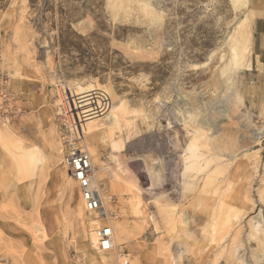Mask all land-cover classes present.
<instances>
[{
  "label": "rangeland",
  "instance_id": "374dc122",
  "mask_svg": "<svg viewBox=\"0 0 264 264\" xmlns=\"http://www.w3.org/2000/svg\"><path fill=\"white\" fill-rule=\"evenodd\" d=\"M239 5L0 0V127L13 128H0V264H264V0ZM105 98L101 113L116 119L95 141L103 206L81 202V214L51 136L63 145L69 104L81 116L78 105L94 113ZM106 224L116 235L105 253L91 230Z\"/></svg>",
  "mask_w": 264,
  "mask_h": 264
},
{
  "label": "built area",
  "instance_id": "2783aa9c",
  "mask_svg": "<svg viewBox=\"0 0 264 264\" xmlns=\"http://www.w3.org/2000/svg\"><path fill=\"white\" fill-rule=\"evenodd\" d=\"M97 99H100V97ZM108 104V99L102 100L99 110H102L101 112L105 111ZM73 108L69 104V110L66 111L61 123L63 141L62 162L68 175L77 185L86 212L99 213L102 210L103 201L95 180L92 156L83 143L85 134L82 122H80V116L78 115L79 111H75ZM113 236L114 233L111 226L108 224L103 225L97 231V250L105 253L112 251ZM105 241L108 244L107 247L104 246ZM121 264H129V262L124 260Z\"/></svg>",
  "mask_w": 264,
  "mask_h": 264
},
{
  "label": "bare ground",
  "instance_id": "6f19581e",
  "mask_svg": "<svg viewBox=\"0 0 264 264\" xmlns=\"http://www.w3.org/2000/svg\"><path fill=\"white\" fill-rule=\"evenodd\" d=\"M232 1V3L234 4V6L235 7H239L240 5H239V0H231ZM246 22V21H245ZM246 24H247V22H246ZM242 25H244V24H241L240 25V27L238 28V31L236 32V34H234L235 36H234V41H233V44H230L231 45V47H230V51H231V55H232V61H233V64H235V66H236V64H238L239 63V58H241L240 57V48H241V45H240V47H239V44H240V42L242 41V38H243V34H242ZM231 43V42H230ZM242 52V51H241ZM242 59V58H241ZM231 62V61H230ZM227 64V63H226ZM231 65H232V62L230 63ZM226 66H229V64H227ZM232 67V69H233V66H231ZM228 69H229V67H228ZM227 69V70H228ZM224 70H226V68L224 69ZM231 70V69H230ZM234 70V69H233ZM232 71V70H231ZM228 72H230L229 70H228ZM224 73H227V72H224ZM231 73V72H230ZM227 75H228V73H227ZM97 86V85H96ZM93 87V86H92ZM92 87H90L91 89H88L87 87H77V88H79L81 91H82V93H83V95H84V93H92V95H94V94H101V93H97V92H95V93H93V91H95L97 88H95V89H92ZM75 90V89H74ZM78 90V89H77ZM98 90V89H97ZM102 91H103V89H102ZM79 92V91H78ZM213 92V91H212ZM105 93V95H108L106 92H104ZM103 93V94H104ZM113 93V92H112ZM90 95H87V96H84V97H82L83 99L84 98H87V97H89ZM103 96V95H102ZM114 96V95H113ZM107 97V96H106ZM95 98H99V97H95ZM104 98V97H103ZM106 99V98H105ZM108 100H109V98H107ZM90 99H85L84 101H89ZM96 102H98V100H95ZM85 105H87V104H82V105H78V109L80 110V111H83V110H85V111H83V113H81V116L79 117V118H81V120H80V122H84L82 125H83V130H84V134H86V136H87V138H88V141H89V143H87L88 144V152L89 153H91L92 154V156H94L95 158H96V160L93 162V166H94V170H95V174H96V176L98 177V173L101 171V170H103L104 169V166H103V162H102V160H101V156H100V153H98L97 152V150H96V137H97V135H98V133H99V131L101 130L100 128L102 127V126H104L106 123V120L107 119H111L112 121H114L115 119H116V116H115V114H114V112H113V110L111 109L110 110V116H104V113H101V111L102 110H99V108L100 107H97V109H94V111H96V112H94V113H92V111L93 110H88L87 108V106H85ZM204 108V107H203ZM87 109V110H86ZM202 109V108H201ZM203 111V110H202ZM224 113V112H223ZM84 114V115H83ZM185 115V114H184ZM189 115V114H188ZM227 117V116H226ZM185 120V119H184ZM186 121V123L185 124H188L187 123V119L185 120ZM184 121V122H185ZM204 120H202V122H203ZM189 123H191V122H189ZM214 125V124H213ZM1 128V130H3V132H5V133H10V132H12V130H13V128H11V126H7V125H4V127H0ZM202 129V128H201ZM200 129V130H201ZM204 129V128H203ZM202 129V130H203ZM209 129V128H208ZM213 130V129H212ZM196 131V130H195ZM199 131V130H198ZM193 132H194V130H193ZM202 132V131H201ZM215 132H216V130H215ZM215 132H214V135H215ZM213 132H211V134H212ZM257 133V132H256ZM260 133V132H259ZM259 133L258 134H256V135H259ZM193 134V133H192ZM206 134V133H205ZM208 134V133H207ZM216 134L217 135H219L217 132H216ZM252 134H254V133H252ZM57 135H58V133H57ZM57 135H55L54 133H53V135L51 136V144H52V149H53V157L55 158V160H54V162H55V164H58V163H60V164H62L63 165V162H62V158H58V154H56L57 152L59 153V154H62V150L60 149V146H62L63 147V145H62V142H61V139H59L58 138V136ZM196 135H197V131H196ZM213 135V134H212ZM213 135V136H214ZM108 136H109V133H108ZM198 136V135H197ZM205 135H204V133L203 134H201L200 135V137L201 138H203ZM209 136V134L207 135V137ZM223 136V135H222ZM253 136V135H252ZM111 137V136H110ZM217 137H219V136H217ZM193 138V137H192ZM201 138H199V139H201ZM205 138V137H204ZM210 138V137H209ZM214 138H216V137H214ZM214 138H210L211 140H213ZM220 138V137H219ZM195 139V138H194ZM197 140H198V137L196 138ZM252 139H253V137H252ZM202 140V139H201ZM254 140V139H253ZM255 140H256V138H255ZM214 141V140H213ZM85 142V141H84ZM198 142H199V140H198ZM254 142V141H253ZM197 143L196 142H193L192 141V144H190L188 147H187V150H189V151H191L192 153H190L189 155L190 156H188V157H190L191 158V156H192V158L194 159V158H197V157H199L197 154V145H196ZM207 146V145H206ZM195 147H196V149H195ZM87 149V148H86ZM199 149V148H198ZM197 150V151H196ZM186 152H188V151H186ZM218 155V154H217ZM186 156V155H185ZM186 158L185 157V159H187L186 161H188V159L189 158ZM254 159L255 157H254V154L253 153H250V154H245L244 155V158H242V160L243 159H245V162L247 163V165H249L248 164V162H249V160H251V159ZM205 159V158H204ZM209 159H211V158H209ZM208 160V159H207ZM214 160V159H213ZM236 160V159H235ZM185 161V162H186ZM197 161V160H196ZM215 161V160H214ZM238 161V160H237ZM192 162V161H191ZM205 162H207V161H205ZM211 162V161H210ZM223 162V161H222ZM234 162H236V161H234ZM189 163V162H188ZM218 163L220 164V162H217V167L216 168H218ZM224 163V162H223ZM193 164V163H192ZM229 165H230V163H229ZM187 166H189V165H187ZM231 166V165H230ZM63 167H64V165H63ZM95 167H98V171L95 169ZM64 169H65V167H64ZM218 170V169H217ZM221 171V170H220ZM63 174V176H64V178H67L68 180H69V182H74L73 180H72V178L68 175V173H67V171H66V169H65V171L62 173ZM67 176V177H66ZM71 194H72V192H71ZM166 196V195H165ZM243 196V195H242ZM111 198L109 197V196H107V200H110ZM81 202L83 203V201H82V198H81V201L79 202V209H78V211L82 214H84V211H83V207H82V204H81ZM162 202V201H161ZM105 203V202H104ZM84 205V204H83ZM133 205H134V209H135V212H134V214H136V216L138 217V218H141V219H143L144 218V215H145V213H146V211H143V208H147L146 207V205H145V203L143 202V199L141 198V193H139V195L134 199V201H133ZM158 205H160L159 203H158ZM161 206V205H160ZM159 207V206H158ZM161 208H162V210H160V214H161V217L163 216V217H168V216H170V213L172 212V210H170L166 205L165 206H161ZM172 216V215H171ZM171 216H170V218H171ZM215 218V217H214ZM173 219H174V217H173ZM175 220V219H174ZM165 221V220H164ZM171 223H172V221H171ZM254 225H253V227L254 228H257V221H255L254 223H253ZM95 226V225H94ZM112 228V227H111ZM100 230L101 228L100 227H96L95 226V228L93 229V230H91V232L93 231V233H95V230ZM114 230H113V233H114V235H116V226H114V228H113ZM214 231V230H213ZM95 234H93L92 235V237L93 238H95L96 236H94ZM116 237V236H115ZM93 241V240H92ZM264 244V243H263ZM104 260V259H103ZM124 260H126V259H124V258H121V257H118L117 258V260L115 261L116 262V264H121V262L122 261H124ZM127 261V260H126ZM105 263H106V261H105ZM130 264V263H129Z\"/></svg>",
  "mask_w": 264,
  "mask_h": 264
},
{
  "label": "crops",
  "instance_id": "0c3cea01",
  "mask_svg": "<svg viewBox=\"0 0 264 264\" xmlns=\"http://www.w3.org/2000/svg\"><path fill=\"white\" fill-rule=\"evenodd\" d=\"M255 56H258L260 58V61L262 62L261 53H258ZM255 63H256V60H254V62H253V67L255 66Z\"/></svg>",
  "mask_w": 264,
  "mask_h": 264
},
{
  "label": "snow or ice",
  "instance_id": "6c2138e0",
  "mask_svg": "<svg viewBox=\"0 0 264 264\" xmlns=\"http://www.w3.org/2000/svg\"><path fill=\"white\" fill-rule=\"evenodd\" d=\"M104 246H105V247H107V246H108V244H107V242H106V241L104 242Z\"/></svg>",
  "mask_w": 264,
  "mask_h": 264
}]
</instances>
